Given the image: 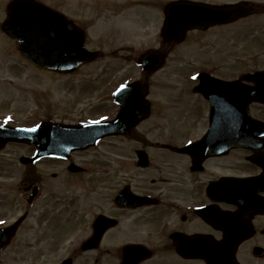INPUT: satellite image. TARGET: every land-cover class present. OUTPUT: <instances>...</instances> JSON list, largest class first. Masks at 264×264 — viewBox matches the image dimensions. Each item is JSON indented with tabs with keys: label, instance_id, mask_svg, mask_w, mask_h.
<instances>
[{
	"label": "flooded vegetation",
	"instance_id": "af4514ba",
	"mask_svg": "<svg viewBox=\"0 0 264 264\" xmlns=\"http://www.w3.org/2000/svg\"><path fill=\"white\" fill-rule=\"evenodd\" d=\"M171 1L152 0L156 70L124 55L126 66L82 72L77 119L45 114L42 97L25 118L34 123L22 125L20 110L13 126L123 123L67 157L30 163L23 158L36 146H0V159L14 145L23 153L17 188L0 167V264H264V0H190L246 10L202 16V26L165 40ZM121 48L101 59L132 51ZM192 48L196 67H168L175 51ZM170 69L179 78L156 81Z\"/></svg>",
	"mask_w": 264,
	"mask_h": 264
},
{
	"label": "rangeland",
	"instance_id": "374dc122",
	"mask_svg": "<svg viewBox=\"0 0 264 264\" xmlns=\"http://www.w3.org/2000/svg\"><path fill=\"white\" fill-rule=\"evenodd\" d=\"M6 1L0 0V23L3 22L5 16L3 4ZM40 1L83 22V26L89 32L88 45L90 48L100 49L108 55L122 46L126 48L121 49L131 48L132 51H121L114 59L98 60L87 69L75 73L74 76L52 75L47 72L39 74L40 71L20 57L16 44L7 38L0 25V112L8 111L9 113L11 110L21 109L19 105L22 104L25 107L22 109L23 124L34 123L25 118L28 113H36L37 107H34L36 95L42 97L43 102L48 104V113L45 114L57 116L60 120L77 119L84 113L82 111L84 98L76 95V90L79 91L78 86L81 83L76 84L81 82V79L84 82L83 75H86L88 71H97L101 66H126V63L121 60L124 59V55L139 57L149 48L156 47L160 39L158 25L155 23L156 14L152 11L157 10L150 5V0ZM129 29H131L130 32ZM127 32L129 33L125 34ZM196 61L195 48H192L190 53L180 49L175 51L168 67H178L181 62H186L187 65H191L189 68H192L197 66ZM170 72H160L156 76V81L175 80V76L179 78L180 74L174 75L172 69ZM68 87H70L69 90H67ZM13 117V124L19 125L21 123L20 112H16ZM22 154V147L14 145L3 154V159H0V167L3 161L7 164L5 167L7 172L1 174H5L10 180L12 188L18 187L22 177L20 161ZM10 264L15 263L11 260Z\"/></svg>",
	"mask_w": 264,
	"mask_h": 264
},
{
	"label": "water",
	"instance_id": "95a60500",
	"mask_svg": "<svg viewBox=\"0 0 264 264\" xmlns=\"http://www.w3.org/2000/svg\"><path fill=\"white\" fill-rule=\"evenodd\" d=\"M200 7L198 4L189 2L170 5L169 9L174 11L181 9L185 12H182L179 17H172L168 30L173 32L177 29L182 32L196 26L192 21L196 17V10ZM238 9L239 6L226 10L233 12ZM9 10L10 17L4 24L3 30L16 40L21 54L36 65L59 71H70L72 68L93 61L98 56V53L85 49V38L81 30L42 4L34 0H19L12 3ZM114 123L116 122L110 124ZM110 124L87 125L83 128L48 125L43 130L40 127L32 130L10 129L6 133H0V139L3 141L24 140L47 147L51 146V139H53L54 146H60L59 153H63L67 146L73 149V147L93 144L96 138L107 133L106 125ZM236 144L239 143L236 142ZM45 151L47 148L42 153Z\"/></svg>",
	"mask_w": 264,
	"mask_h": 264
},
{
	"label": "snow or ice",
	"instance_id": "6c2138e0",
	"mask_svg": "<svg viewBox=\"0 0 264 264\" xmlns=\"http://www.w3.org/2000/svg\"><path fill=\"white\" fill-rule=\"evenodd\" d=\"M10 119V118H9Z\"/></svg>",
	"mask_w": 264,
	"mask_h": 264
}]
</instances>
